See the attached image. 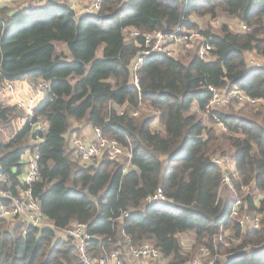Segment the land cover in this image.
I'll use <instances>...</instances> for the list:
<instances>
[{
  "label": "trees",
  "instance_id": "obj_1",
  "mask_svg": "<svg viewBox=\"0 0 264 264\" xmlns=\"http://www.w3.org/2000/svg\"><path fill=\"white\" fill-rule=\"evenodd\" d=\"M4 7L0 82L41 78L49 91L24 126L0 140V174L14 184L22 154L36 147L40 174L31 191L51 227L23 234L18 219L0 218V264H82L71 240L55 238V229L76 223L89 235L91 257L117 252L119 264H127L122 255L130 246L143 242L166 264H188L200 247L216 257L214 264H264V195L258 206L246 195L249 205L243 200L241 210L262 217L257 228L242 229L230 217L232 193L219 195L221 172L212 162L227 154L235 190L254 185L264 194V102L215 109L225 130L201 112L210 86L238 88L264 101V66H249L246 56H264V0H101L99 10L79 16L67 0ZM221 15L238 19L241 31L227 25L197 31L190 20ZM177 26L200 39L174 55L151 51L135 73L136 87L131 63L144 46L143 34ZM131 29L139 34L127 36ZM203 42L211 46L208 59L198 55ZM15 110L0 104V122ZM36 120L46 122L47 131L33 145ZM85 126L123 147L125 162L122 155H101L82 163L70 140L85 139L79 136ZM158 189L164 200L146 204ZM186 232L194 235L189 247L179 239Z\"/></svg>",
  "mask_w": 264,
  "mask_h": 264
},
{
  "label": "built area",
  "instance_id": "obj_2",
  "mask_svg": "<svg viewBox=\"0 0 264 264\" xmlns=\"http://www.w3.org/2000/svg\"><path fill=\"white\" fill-rule=\"evenodd\" d=\"M20 0H0V7L7 6ZM72 2L73 0H69ZM31 6H39L42 4L40 0L29 1ZM101 0H89L87 5L81 9V13H93L99 10ZM243 30L246 26L241 24ZM136 30H128L127 36L138 35ZM144 46L141 51L132 59L131 70L133 72V81L138 87L136 71L151 51H161L168 55H174L179 49H185L191 46L194 38L200 36L192 31L183 30L180 27H175L170 33L162 31H153L143 34ZM211 46L206 43H201L198 49V55L202 59L210 58L209 51ZM255 66H264L260 63L253 64ZM25 83L33 89V95L27 101H15V106L23 110L27 117L33 116L35 102L44 98L49 91V83L41 78L35 80L25 79ZM15 81L0 82V101L5 102L11 98V93L14 90ZM211 97L201 110L204 114L212 115L213 124L220 130H225L223 123L214 115V110L230 105L231 103H248L257 104L263 103L261 98H254L247 95L238 88H232L228 91L220 90L210 86ZM124 106L119 107V111H123ZM132 116H137L138 111L130 109ZM32 133L36 132V139L33 137V145H37L41 138L38 135H44L47 131V124L42 120H36L31 124ZM70 146L79 157L82 163H89L101 155H106L109 159H117L124 154V149L115 140L108 139L101 135L99 129H93V137L90 140L73 137L70 140ZM39 153L34 146L29 148L22 154V169L20 174L16 175V182L9 184L6 176L0 174V218L18 219L23 223L21 229L23 234L27 233V228L42 229L51 227V223L42 213L40 203L35 198L31 191L33 183L39 180ZM212 162L217 165L221 172V179L218 191L228 188L234 190L233 179L236 175L231 174L234 171L233 161L227 154L217 156L212 159ZM249 187L242 186L245 190ZM263 196L264 194H261ZM164 200L161 190L158 189L151 197L146 198V204L157 203ZM243 204L242 196H234V202L230 209V217L236 219L242 229L257 228L260 224L262 214L259 212H248L245 209L241 210ZM64 233L71 239L75 245L82 264H119L117 252L104 254L97 258H93L88 253L89 235L85 232V226L81 223L71 225L64 229ZM128 257L131 259L129 264H160L158 260L161 258L160 251L150 242H143L136 246H130L127 250ZM216 257L206 247H200L196 255L188 262V264H214Z\"/></svg>",
  "mask_w": 264,
  "mask_h": 264
},
{
  "label": "rangeland",
  "instance_id": "obj_3",
  "mask_svg": "<svg viewBox=\"0 0 264 264\" xmlns=\"http://www.w3.org/2000/svg\"><path fill=\"white\" fill-rule=\"evenodd\" d=\"M29 1H31V0H20L19 2L10 4L9 6H6L4 8L16 10V9H19L20 7L28 6L30 4ZM36 1H38V0H36ZM42 1H46V0H40V2H42ZM54 1H56V2L57 1L63 2V0H54ZM67 1H69V0H67ZM190 20L196 26V27H194V29H196L197 31H202L206 27H209L212 32H218L219 29H220V27L222 25H227V27L230 30H232V31H241L239 20L236 19V18H233V17L225 16V15H223V16L221 15V16L214 17V18L192 16L190 18ZM56 44L57 45H61V44H58V43H56ZM177 53H178V51H177ZM246 56L248 58V65L249 66H253V64H255V63H260V64L264 65V56H259L255 52L246 53ZM17 101H19V100H17ZM14 103L15 102L12 100V97L10 99H8L7 101H5V102H1L0 101V104L1 105H13L14 106L15 105ZM245 106H248V105L239 104V103H232L228 107H222V108H220L219 111L220 112L227 111L228 109H239L240 110V109H243ZM248 107H251L252 108V107H256V106H250L249 105ZM15 112H16V114H15V116L13 118L19 116V114H20V111H19V109L17 107H16ZM155 120H154V124H153L152 128L153 129H158L159 126H158L157 122H155ZM8 123H9L8 121L7 122H3V121L0 122V129L3 130V128L6 127ZM82 135H79V136H82ZM123 156H125V154H123L120 157V159ZM121 161L124 163L125 162V158L121 159ZM20 162H21V165H22L23 164V162H22V156L20 158ZM21 169H22V166H21ZM253 186L254 185H251L249 188H247L245 190H241L240 192L236 191L235 188H234V190H230L228 188H224L223 190H220L219 195H223V193H225L224 190H228V191H230L232 193L233 196H242L243 197V200L246 202L245 197H246V195H248L250 193V194H252V197H253L255 206H258V201L261 199L262 196L260 195V192L259 191L255 190L253 188ZM244 205H246V207L248 208V205L249 204L247 205V202H246V204L244 203ZM247 211L248 212H251L249 210H247ZM5 220H6V223H9L10 221H12V219H5ZM67 236L68 235L64 233V230L55 229V238H57V239H64V240H71ZM193 237H194V235H193L192 232H186V233H183V234H180L179 235V239H180V242L183 245V247H189L193 243ZM127 255L128 254H127V251H126V253H124L122 255V259L125 260V261H127V264H129V262H131V259ZM111 264H112V262H111Z\"/></svg>",
  "mask_w": 264,
  "mask_h": 264
},
{
  "label": "crops",
  "instance_id": "obj_4",
  "mask_svg": "<svg viewBox=\"0 0 264 264\" xmlns=\"http://www.w3.org/2000/svg\"><path fill=\"white\" fill-rule=\"evenodd\" d=\"M89 0H73L71 2L72 9L74 10L75 14L77 16L82 15L80 12L82 7L88 3ZM54 0H46L42 1V4L44 3H52ZM58 2V1H57ZM25 80V79H24ZM24 80H17L15 82L14 90L11 93L12 100L15 102L17 100H24L27 101L30 96H32L33 89L29 87ZM43 99V98H42ZM42 99H39L35 102V107L42 101ZM193 109L196 110L195 105H193ZM19 116L10 119L6 127L3 128V130L0 129V140H9L17 131H19L25 124L27 120V115L24 111L20 110ZM156 122V121H155ZM158 123V121H157ZM154 124V123H153ZM160 125V124H159ZM82 136L85 137V139H91L93 137V127L85 126L82 130ZM158 263L160 264H166L164 260L161 258L158 260Z\"/></svg>",
  "mask_w": 264,
  "mask_h": 264
},
{
  "label": "water",
  "instance_id": "obj_5",
  "mask_svg": "<svg viewBox=\"0 0 264 264\" xmlns=\"http://www.w3.org/2000/svg\"><path fill=\"white\" fill-rule=\"evenodd\" d=\"M90 238H92V239H93L94 237H91V236H90Z\"/></svg>",
  "mask_w": 264,
  "mask_h": 264
}]
</instances>
